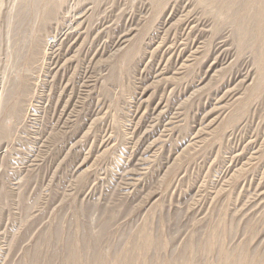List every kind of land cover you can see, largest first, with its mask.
Wrapping results in <instances>:
<instances>
[{
    "label": "rangeland",
    "instance_id": "1",
    "mask_svg": "<svg viewBox=\"0 0 264 264\" xmlns=\"http://www.w3.org/2000/svg\"><path fill=\"white\" fill-rule=\"evenodd\" d=\"M0 264H264V0H0Z\"/></svg>",
    "mask_w": 264,
    "mask_h": 264
},
{
    "label": "bare ground",
    "instance_id": "2",
    "mask_svg": "<svg viewBox=\"0 0 264 264\" xmlns=\"http://www.w3.org/2000/svg\"><path fill=\"white\" fill-rule=\"evenodd\" d=\"M256 3V2H255ZM249 49V48H248ZM258 69V68H257ZM259 73V72H258Z\"/></svg>",
    "mask_w": 264,
    "mask_h": 264
}]
</instances>
